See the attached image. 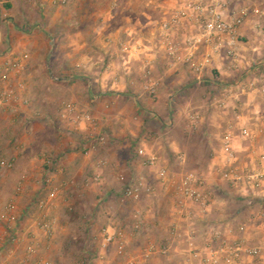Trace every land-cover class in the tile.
I'll use <instances>...</instances> for the list:
<instances>
[{
    "label": "crops",
    "instance_id": "0c3cea01",
    "mask_svg": "<svg viewBox=\"0 0 264 264\" xmlns=\"http://www.w3.org/2000/svg\"><path fill=\"white\" fill-rule=\"evenodd\" d=\"M186 1L210 0H106L105 3L103 0H66L64 5L58 0L0 2V81L9 78L12 87L23 88L19 89L23 97L28 90H45L44 104L48 109L49 102L53 101L47 98L51 95L49 86L56 85L51 81L52 74L73 72L74 76H67L69 83L65 86L60 83L66 90L65 104L70 103L77 113L91 119L90 123H71L70 129L85 139L86 144L76 145V141L67 139L50 146L49 160L45 161L40 176H49L56 184L63 180L68 186L83 179V173L96 171L101 178L100 185L108 188L122 187L129 178L144 175L146 185L154 189L151 195L142 194L135 204L140 212L138 230L132 231V213L126 216L125 210L115 208L129 225L123 231L126 234L123 255L119 257L111 249L104 259H92L87 261L89 264H124L129 258H137L138 264H199V260L189 256L187 233L195 235L196 246L203 256L213 229L225 234L226 228L232 229L229 240H243L249 247H261L258 260L243 258L240 264L264 261V227L258 224V212L242 206L254 201L264 203V179L259 189L241 195L218 178V172L226 166L222 152L225 136L230 137L235 167L241 173L264 175V93L255 86L249 87L258 73H264V34L259 30L264 27V20L253 13L264 14V0H223L228 13L241 7L249 9L238 29V69L226 71L227 60L214 56L204 70L201 85L194 82L189 65L171 67L158 43L160 23ZM87 21L95 22L96 26L89 45L81 33ZM191 30L195 32L185 26L178 34ZM46 41L53 49L45 46ZM122 48L129 52L123 53ZM73 51L76 60L70 65V71L66 61ZM13 63L20 64V73L10 70ZM145 71L156 83L154 96L142 89ZM21 72L23 75L15 76ZM240 75H243V89L235 87ZM221 99L225 102L223 108L216 105ZM190 115L197 117L193 125ZM242 130L248 132V138L240 136ZM98 137L105 140L104 145H97ZM136 146L159 156L171 177L169 188L162 189L158 184L156 169L141 166L134 156ZM176 155L183 156L182 163L175 160ZM100 158L105 165L96 167V160ZM60 172L69 175L61 177ZM188 172L204 179L209 205L202 211L188 204L179 213L173 183ZM154 208L159 209V215L152 213ZM187 212L190 220L183 217ZM51 220L53 237L49 241L39 240L36 253H41L40 257L51 264H76L62 255L54 256L59 248L52 241L69 232L55 218ZM115 221L109 219L111 226L114 225L111 228L117 229ZM164 224V230L159 232ZM240 226L244 227L243 232L238 231ZM173 229H176L174 235ZM30 231V236L36 238L34 241L39 242L37 238L42 236L33 224L26 233ZM131 234H137V238L132 239ZM29 241H25L26 246ZM147 242L170 243V251L167 256H153L140 263L139 253Z\"/></svg>",
    "mask_w": 264,
    "mask_h": 264
},
{
    "label": "built area",
    "instance_id": "2783aa9c",
    "mask_svg": "<svg viewBox=\"0 0 264 264\" xmlns=\"http://www.w3.org/2000/svg\"><path fill=\"white\" fill-rule=\"evenodd\" d=\"M10 0H0L2 4L8 3ZM60 5H64L66 0H58ZM227 3L223 0H210L209 2H190L186 1L182 8L174 11V13L159 25L158 43L166 61L171 67L187 64L190 66L194 74V82L197 85L203 83L204 70L209 67L212 57L221 56L227 60L224 67L226 71H236L238 69V58L236 48L238 44V29L243 24L245 17L249 13L247 7H241L235 12H227ZM255 15L264 20V14L253 11ZM193 28L194 33H180L183 27ZM123 53L129 52L127 48H122ZM10 70L19 72L20 64L13 63L9 66ZM243 75L238 76L235 87L242 88ZM143 91L149 96L156 93V83L152 79L151 74L145 71L143 74ZM257 87L259 92L264 93V73L260 72L255 77V82L249 87ZM19 89L8 86L0 81V108L13 106H26L27 100L19 95ZM217 107L225 106L224 100H218ZM63 118L70 120L74 125L85 122L90 123L91 119L85 114H79L73 105L65 106ZM197 117L189 116L191 125L195 124ZM242 138H248V132L242 130L240 132ZM98 143H103V138L97 139ZM222 152L224 156V169L218 172V178L224 183L229 184L231 188L241 195L247 194L249 190H257L261 187L264 175L259 172H240L234 165V154L230 149V137L225 136L222 142ZM136 156L143 168L156 169V177L158 184L162 189L169 188L171 177L166 165L162 164V160L158 155L147 153L143 148L136 146L134 149ZM175 160L182 163L183 156L176 155ZM0 167L11 168L10 162L0 160ZM95 183H100L99 177L93 179ZM50 179L44 180V185L48 188V193L44 199L38 200V208L45 209L55 199L56 190L50 187ZM144 175L131 177L122 186L120 197L123 201H132L137 203L141 199L142 194H152L154 189L146 185ZM204 179L194 173H185L181 178L173 183V193L178 199L179 213L188 204L197 206L200 210H204L209 205V196L204 191ZM264 202V201H263ZM250 204V202H249ZM264 204V203H263ZM8 209H10L8 207ZM134 222L133 230H138L140 224V212L132 213ZM186 220H190L189 212L183 216ZM34 228L41 236L49 241L54 234L53 220L44 216L40 220L34 222ZM239 232L244 231V227L240 226ZM176 229L172 230L173 233ZM232 234L231 228H226L225 234L213 229L211 239L203 248L206 251L201 256V251L197 248L195 241L197 238L193 233H187V250L189 256L199 260V264H240L243 258H252L258 260L261 256V247H249L243 240H229ZM96 259H104L107 252L111 249L115 250L118 256H122L125 250L126 234L121 229L107 227L100 230L96 240ZM38 243L30 239L26 246V256L31 264H51L50 261L36 255ZM170 251V243L158 244L156 242H147L140 250L138 260L144 263L153 256L164 257ZM32 258V259H30ZM137 259V258H136ZM136 259L129 258L124 264H138Z\"/></svg>",
    "mask_w": 264,
    "mask_h": 264
},
{
    "label": "rangeland",
    "instance_id": "374dc122",
    "mask_svg": "<svg viewBox=\"0 0 264 264\" xmlns=\"http://www.w3.org/2000/svg\"><path fill=\"white\" fill-rule=\"evenodd\" d=\"M105 2L106 0H103V3ZM93 23L95 25V22L87 21L84 30L81 31L83 36L88 39L87 45L90 44L92 29L96 27ZM259 30L264 34L263 26ZM53 45L55 48V44ZM45 46L48 49L50 47V50L53 49L49 41H46ZM71 55L66 61L70 71V65L76 60L75 51ZM22 72L21 74H19L20 72L16 73L15 76L23 75ZM8 76L5 75V77ZM46 76L48 78L47 74ZM67 76H74V73L52 74L51 81L56 85L49 86L51 95L47 98L53 101L49 102L48 109L44 104L47 95L45 90H41V92L28 90V94L26 93L27 95L24 97L28 102L26 106L0 108V160L11 163L9 169L0 167V264H31L25 253V241L36 238H33V235L30 236L31 231L26 232L30 225L44 216L49 219L55 218L56 223L60 227H66L69 232L65 236H56L52 241L54 246L59 248L54 256L62 255L66 260L77 262L76 264H89L87 261L96 259L98 233L102 229L114 226H111L112 223L109 222V219L118 222L117 229L124 231L129 227L128 221L115 208H119L121 211L125 210L126 216L139 209L135 205L137 203L122 200L120 197L121 186L105 188L102 184L95 183L93 179L96 176L99 177V180L101 179L96 171L83 173L85 176L83 179L81 177L68 186L63 184V180L60 184L51 181L50 187L56 190L55 199L45 209L38 208V200L44 199L48 193L44 180L50 179V177L40 176L44 170L45 161L49 160V151L47 150L50 146L67 139L71 142L76 141V145L86 144L85 139L70 129L73 127L71 122L62 116L65 106L71 105L70 103L65 104L64 98L66 90L63 86L68 82ZM59 78L62 81H56ZM3 83L12 86V81L9 78L3 80ZM21 83H24L23 79H21ZM60 83H63V86ZM31 93L34 98L31 97ZM104 143L105 140L103 143L97 141L99 146ZM76 148L79 149V147ZM95 165L102 167L105 162L100 158L96 160ZM30 167H32L31 170ZM56 167L60 168L57 161ZM60 174L61 177L69 175L63 172ZM29 176H32V180L29 179ZM242 206L258 212V224L264 227V204L262 202L243 203ZM152 213L159 215L160 211L159 209L156 211L154 208ZM165 225L161 226L159 232L164 230ZM136 235L131 234L132 239H136ZM39 240L45 241L43 237L37 238V241ZM37 243L38 252L40 241ZM40 254L36 253L38 257ZM253 264H264V261L260 260Z\"/></svg>",
    "mask_w": 264,
    "mask_h": 264
}]
</instances>
